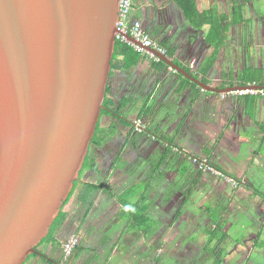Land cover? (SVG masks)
<instances>
[{"label":"crops","instance_id":"obj_1","mask_svg":"<svg viewBox=\"0 0 264 264\" xmlns=\"http://www.w3.org/2000/svg\"><path fill=\"white\" fill-rule=\"evenodd\" d=\"M132 4L130 21L140 22L177 68L146 51L133 68L113 71L109 106L117 101L122 117L143 122L146 132L134 134L131 125L122 124L111 144L92 153L96 166L84 173L65 205L64 221L42 244L40 257L51 264H156L162 250L160 264H213L203 253L211 222L207 208L215 212L222 208L217 220L229 238L222 245L221 264H264V250L250 245L254 233L255 238H264V179L257 172L264 170V152L259 150L264 147L260 129L264 98L220 93L238 86L264 87V56H250L252 51L264 55V0H132ZM212 23L228 26V37L216 51L208 40ZM149 135L159 142H152ZM165 142L181 152L176 157L169 147L172 160L168 157L167 162ZM107 156L116 160L104 161ZM191 157L228 173L239 187L231 188L199 167L202 173L197 172ZM137 182L150 186L141 203L152 224L150 236L126 229V220L118 216L122 205L105 188L120 193ZM86 184L95 188L87 196L88 205L78 198ZM167 198L166 210L160 204ZM181 204L175 220V207ZM71 235L77 237L78 249L64 259L61 247ZM29 264L47 263L34 258Z\"/></svg>","mask_w":264,"mask_h":264},{"label":"water","instance_id":"obj_2","mask_svg":"<svg viewBox=\"0 0 264 264\" xmlns=\"http://www.w3.org/2000/svg\"><path fill=\"white\" fill-rule=\"evenodd\" d=\"M117 21L118 0H0V264L36 253L80 179Z\"/></svg>","mask_w":264,"mask_h":264},{"label":"trees","instance_id":"obj_3","mask_svg":"<svg viewBox=\"0 0 264 264\" xmlns=\"http://www.w3.org/2000/svg\"><path fill=\"white\" fill-rule=\"evenodd\" d=\"M244 1H246V0H244ZM132 7H134L133 4H132ZM129 18H130V16H129ZM215 34H216V37H214ZM210 35H211L212 39L208 38V40L210 43H212V45H215L213 49H214V51H216L220 45H224V43L228 37V26H222L220 24L215 25L214 23H212V26L210 29ZM214 38H216V39L214 40ZM214 42H216V43H214ZM142 55H144V54L140 53V52H136L129 44L116 42L114 54H113V58H112L110 77H111L113 71L127 70V69H130V68H133L134 66H136L140 62V60L142 59ZM213 58H214V56H213ZM208 64H212L211 60L208 62ZM208 68H209V65H208ZM250 75H253V74H250ZM254 75H256V74H254ZM261 76H263V75H261ZM110 77H109V80H111ZM251 79L256 81L255 77H252ZM109 80H108V84H107V88H106L105 100L103 102V106L105 108L110 107L109 106V97H108V95H109L108 86H109V82H110ZM249 82L252 83L251 80ZM246 96H249V95H246ZM252 97L259 98L258 96H252ZM260 98H264V97H260ZM106 113L107 112L105 109L101 110V115L106 114ZM137 122H138L137 120H134V123L137 124ZM139 125L141 127H145L143 122H139ZM135 130L138 131L139 129L135 127ZM106 131L107 130H101L100 131V129L96 127L94 136L91 140V145H97L99 147H102V145H104L106 143V141H105ZM155 140H154L155 142H159V140H157V139H155ZM164 147H166V146L164 145ZM176 147L177 146H175L174 149H178V150L175 151L176 153H174V154L177 157L179 154H181V152H178V151H180L179 150L180 148H178V147L176 148ZM170 150L171 149H169V147H166V151H165L164 157H163L164 162L168 159V157H169V159L172 160V158H170V157H172ZM194 158L195 157H191L190 161L192 162V164L194 163L193 166L197 169V172L202 173L200 170H198V164L201 160H194ZM93 163H94V159L92 158L91 154H89V152H88V154L84 160L82 170L80 171V176L83 172L85 173L86 170L93 169V167H94ZM207 163L210 166L216 168L215 165L210 164L208 161H207ZM216 169L218 171H220L221 173L229 176L228 173L223 172L222 170H220L218 168H216ZM232 179L236 182V184H239L238 183L239 181H237L235 178H232ZM77 184H78V182L74 183V188L70 192L68 198H70V196L73 195L75 187L77 186ZM229 184L230 183H228V185ZM229 186L231 187L232 184H230ZM148 187H150V186L149 185L147 186L143 182L142 183L137 182L134 184L133 187L126 188V189L122 190L120 193L117 192L114 187L107 186V185L105 187L106 192L110 196L116 197L118 203H120L122 205L121 214H122V219L126 220V224H127L126 229L130 232L139 231L144 236L145 235L150 236L151 231H152V224H150V222H149L150 218H147L146 213L143 210L145 208V206L141 205V203L143 201H146L145 197H147V196L145 195V193L147 192ZM93 189H95L94 186H92L91 184H86V186H84V189L81 191V193L78 196V198L80 199L79 201H81L85 205H88L89 201L87 202V200H88L87 196L89 194H91L90 190H93ZM138 198H139V200H138ZM134 199H136V200H134ZM169 200L170 199L167 198L165 202H161V204H160L163 206L165 205L166 210H167V207L169 208V205H168ZM67 203H68V199L64 202V204L61 208V211H60L58 217L53 222L47 237L45 239H43L40 244H43L44 242L50 240V238H52V233H53L55 226L62 223V221H64L66 214L64 213L63 209L65 208V205ZM183 206L184 205L181 204L179 209L177 207H175V211H176L175 220H177V218L179 217ZM207 211L209 212V215H211L210 216L211 222H210V225L207 227L206 232H205V234L209 237V240H207L203 246V253L208 260L213 259L212 260L213 264H221L222 259H223L222 256L225 254V250L222 249V245H224V243H226L228 238H229V236L224 233L225 232L223 229L224 226L221 224V220L219 222L217 220L218 213L222 212V208L217 212H215V210L212 208H207ZM64 242H63V244H64ZM262 242H264V241H262ZM63 244H62V247H63ZM262 246L260 249L264 250V248ZM62 247H61V251H62ZM76 249H78V247ZM159 251L160 252H159V254L155 260L156 264L161 263V261L163 259L162 256L164 255L163 254L164 251H162V250H159ZM32 258H36L37 260L39 258H41L47 264H51L45 258L40 257V255H34V254H31L30 256H28L25 263H23V264H29V262ZM256 262L258 263V261H256Z\"/></svg>","mask_w":264,"mask_h":264},{"label":"built area","instance_id":"obj_4","mask_svg":"<svg viewBox=\"0 0 264 264\" xmlns=\"http://www.w3.org/2000/svg\"><path fill=\"white\" fill-rule=\"evenodd\" d=\"M132 11V0H118V21L116 23L115 29V43H127L129 44L136 52H140L143 54H147L144 48H151L158 52L163 53V50L160 49L157 44L150 39L148 34L143 30L140 22L134 20L130 21L129 16ZM132 37L135 40V44H131L128 42V37ZM151 59L156 60V58L152 54H148ZM193 64V63H192ZM228 95H249V96H258L264 97V88L261 89H247L244 91H236L228 93ZM139 122L136 124V128H139ZM200 170L210 173L211 175L222 179L223 181L232 184V186L236 185V182L232 180L229 176L221 173L216 168L210 166L205 160L200 161L198 164ZM78 245V239L76 236H69L63 244L62 254L63 258L67 259L71 256L73 251Z\"/></svg>","mask_w":264,"mask_h":264},{"label":"flooded vegetation","instance_id":"obj_5","mask_svg":"<svg viewBox=\"0 0 264 264\" xmlns=\"http://www.w3.org/2000/svg\"><path fill=\"white\" fill-rule=\"evenodd\" d=\"M103 109H105L107 113L106 114H103V115H101V113H100L99 121H98L96 127L99 128L100 131L101 130H107L106 131V135H105L106 136L105 137L106 143L104 145H102V147H99L97 145H91V143H90L89 150H88L89 154L92 155L93 152H95V153L96 152H100L106 145L111 144L110 142H112L114 140L113 139L114 138V134H115V136H118V129H120V127H122V126H125V125H122V124H125L126 123V126L127 125H131L133 127L134 134H142V133H145L146 132V127H141V126H139V128H138L139 130L136 131L135 130L136 123H134V121H132V120H128V118H126L124 116L122 117V115L119 112L120 111V104L117 101H115V104H113L111 107H109V108H105L104 107ZM110 120H112V123L109 122ZM149 137H150V140L152 142H154V140H155L154 136L149 135ZM164 144L167 147H171V149L173 148L172 146H170L166 142ZM172 151L175 152V149H172ZM103 160L104 161H112V162H114L116 159L113 158V157L107 156V157H103ZM119 160L120 159L117 158L116 163ZM93 164H94V167H95L96 166L95 159H94V163ZM83 177H84V175H83ZM82 179H81V181H82ZM79 182H80V179H79L78 183ZM238 187H239L238 184H236L235 186H232V188H234V189H237ZM41 247H42V244L38 245L35 248L36 249V253L34 255H41V253H40L41 252L40 251L41 250L40 249ZM32 259H34V258H32Z\"/></svg>","mask_w":264,"mask_h":264},{"label":"rangeland","instance_id":"obj_6","mask_svg":"<svg viewBox=\"0 0 264 264\" xmlns=\"http://www.w3.org/2000/svg\"><path fill=\"white\" fill-rule=\"evenodd\" d=\"M243 44L245 45V46H249L250 45V42H245V41H243ZM252 46H253V44L252 45H250V47L249 48H252ZM251 50V49H250ZM240 51H241V48H240ZM253 53L250 55L251 56V58H253L254 56L255 57H258V56H264L263 55V53L262 52H259V51H252ZM249 70H251V69H249ZM251 113H253L254 114V112L252 111ZM260 129L261 130H264V126H261L260 127ZM240 138L242 139V136H240ZM264 144V140H263V142H262V145ZM260 151H262V152H264V147L262 148V147H260V149H259ZM263 156V155H262ZM264 157V156H263ZM263 169V168H262ZM257 172H258V175H259V179H264V170L262 171L261 169L259 170V169H257ZM252 172H250V174H251ZM210 174V173H209ZM254 174L256 175V172H254ZM83 175H84V172L81 174V176H80V181H81V179L83 178ZM230 177V176H229ZM225 182V181H224ZM226 183V182H225ZM79 184V183H78ZM78 184H77V186H78ZM226 184H228V183H226ZM230 185V184H229ZM232 187V186H231ZM256 186H254V188H255ZM254 188H252L253 190H254ZM75 190H76V187H75ZM74 190V191H75ZM255 191V190H254ZM73 193V192H72ZM260 193H262V192H260ZM264 194V193H263ZM74 195V194H73ZM73 195L72 196H70V198H68V203H70V201H71V199H72V197H73ZM67 203V204H68ZM64 210V209H63ZM118 216H119V218H122V214H118ZM97 219V218H96ZM254 228H256V227H254ZM257 229V228H256ZM255 233H254V235H251L250 236V245H252L253 247L255 246V249L256 250H259L260 248H261V246L264 248V242H262V241H264L263 239L264 238H260V236L256 239L255 238ZM262 240V241H261ZM96 243V242H95ZM102 251H104V250H102Z\"/></svg>","mask_w":264,"mask_h":264}]
</instances>
